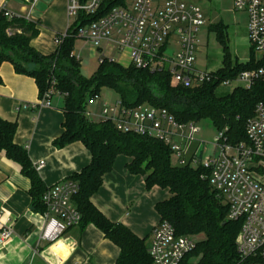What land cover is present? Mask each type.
I'll list each match as a JSON object with an SVG mask.
<instances>
[{
    "label": "trees",
    "instance_id": "1",
    "mask_svg": "<svg viewBox=\"0 0 264 264\" xmlns=\"http://www.w3.org/2000/svg\"><path fill=\"white\" fill-rule=\"evenodd\" d=\"M126 1L105 0L95 15L79 13L65 33L56 35L60 41L49 54L31 45L39 32L38 21L22 15L8 18L1 7L0 65L9 62L15 72L32 77L39 98L46 97L49 91L50 97L56 93L64 96L63 131L53 144L60 148L80 141L89 150V164L70 176L78 185L72 202L81 215L78 225L81 229L92 224L118 247L114 264H152L149 243L124 224L109 220L90 200L118 155L130 158L127 170L144 176L147 189L157 186L168 191L167 197L156 202L155 210L160 220L172 224L177 235L195 238V248L186 259L194 257L196 264H242L237 250L241 221L227 218L228 206L208 177L203 176L204 169L200 165L172 162L170 147L155 137L121 132L109 121L90 120L85 107L88 98L98 95L100 88L109 87L126 106L148 104L165 109L181 123L210 119L223 132L227 143L246 142V121L253 115L256 103L264 101V79H257L249 88L234 86L224 94L216 90L224 80L234 79L243 70L255 69L261 62L250 47L246 61L231 59L224 35L226 26L215 24L210 30L223 46L222 63L211 71L209 80L196 86L171 84L166 66L153 69L138 68L132 63L124 66L107 57H99L96 69L85 76L80 59L73 53L74 40L79 37L77 29ZM16 129L15 122L0 118V151L29 178L31 208L43 212L42 194L46 186L26 148L14 142Z\"/></svg>",
    "mask_w": 264,
    "mask_h": 264
},
{
    "label": "built area",
    "instance_id": "2",
    "mask_svg": "<svg viewBox=\"0 0 264 264\" xmlns=\"http://www.w3.org/2000/svg\"><path fill=\"white\" fill-rule=\"evenodd\" d=\"M104 1L67 0V11L74 20L79 13L95 15ZM233 8L246 14L249 47L261 65L243 70L221 85L235 83L249 88L257 79H264V0H233ZM4 14L8 18L19 16L6 9ZM203 23L200 9L188 0H127L83 24L76 34L95 45L102 40L112 43L118 52H126L130 63L138 68L166 66L171 84L192 87L211 77V71L194 67L200 43L198 31ZM59 41L55 37V44ZM169 45L174 48L167 49ZM51 94L49 91L40 98L38 105H50ZM98 99L99 95H93L87 102ZM85 115L93 121H109L121 132L152 136L165 142L178 164L200 165L203 176L208 177L227 204V218L241 221L237 243L240 261L264 264V101L256 103L253 115L246 121V142L229 144L219 131L214 138V149L220 147L219 153L204 156V146L200 148L199 144L189 158L188 146L194 143L199 127L192 121L178 122L165 109L148 104L129 107L116 100L113 104L104 103L94 118L89 112ZM42 165L41 160L35 167L39 169ZM77 190V182L68 178L43 192L45 222L39 243H55L69 228L79 225L81 215L72 202ZM12 235V227L4 224L0 245L7 244ZM194 248V237L177 235L171 223L160 220L151 231L148 253L152 264H196L194 257L186 259ZM61 260L56 264H61Z\"/></svg>",
    "mask_w": 264,
    "mask_h": 264
},
{
    "label": "crops",
    "instance_id": "3",
    "mask_svg": "<svg viewBox=\"0 0 264 264\" xmlns=\"http://www.w3.org/2000/svg\"><path fill=\"white\" fill-rule=\"evenodd\" d=\"M1 7L39 22V32L31 45L43 54L55 49L56 35L65 33L74 21L68 14L67 0H0ZM244 15L243 38L249 47ZM0 78V118L17 124L14 142L26 148L32 164L43 161L36 170L46 188L89 164L91 155L82 142L60 148L53 144L63 131L62 94L52 95L48 106L38 105L34 79L15 72L6 61L0 65ZM129 160L125 155L115 158L111 171L102 176L101 186L90 200L109 220L124 224L148 244L153 227L160 221L155 204L167 197L168 191L157 186L147 189L144 176L127 170ZM29 189V178L0 151V230L4 224L13 230L10 241L0 245V264H56L60 259L61 264L115 263L118 247L92 224L83 229L69 228L55 243H39L45 218L43 212L32 210Z\"/></svg>",
    "mask_w": 264,
    "mask_h": 264
},
{
    "label": "rangeland",
    "instance_id": "4",
    "mask_svg": "<svg viewBox=\"0 0 264 264\" xmlns=\"http://www.w3.org/2000/svg\"><path fill=\"white\" fill-rule=\"evenodd\" d=\"M189 1V0H188ZM195 2L202 15L204 23L199 27V39L195 54V68L213 71L221 66L223 56V46L216 38L215 32L210 30V27L215 24H223L226 26L225 41L228 46V52L231 59L244 61L249 57V47L244 42L243 23L245 13L240 10H234L233 0H192ZM192 2V3H194ZM174 48V45H169L167 49ZM98 49H102L99 53ZM74 55L80 59L81 72L85 76H90L96 69L99 57H107L115 59L122 65L126 66L130 63L126 52L119 53L116 47L105 40L95 45L91 41L77 37L74 40ZM235 86V83L230 85H220L216 92L224 94L230 91ZM99 99L89 101L86 104L85 112L97 115L104 103L113 104L118 100L116 92L109 87H102L99 90ZM94 118V117H92ZM199 127V131L195 134V141L188 146L187 157L193 154V150L199 144L200 148L204 146L202 154L209 155L212 152L219 153L220 147L214 149V138L218 135V129L213 125L210 119H201L195 122ZM174 162V158H172Z\"/></svg>",
    "mask_w": 264,
    "mask_h": 264
},
{
    "label": "water",
    "instance_id": "5",
    "mask_svg": "<svg viewBox=\"0 0 264 264\" xmlns=\"http://www.w3.org/2000/svg\"><path fill=\"white\" fill-rule=\"evenodd\" d=\"M239 242H240V234L237 237V243H239Z\"/></svg>",
    "mask_w": 264,
    "mask_h": 264
}]
</instances>
